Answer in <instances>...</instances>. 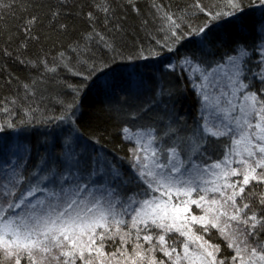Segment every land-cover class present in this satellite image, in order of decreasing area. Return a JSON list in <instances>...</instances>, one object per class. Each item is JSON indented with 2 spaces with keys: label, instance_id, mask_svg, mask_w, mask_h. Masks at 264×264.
<instances>
[{
  "label": "snow or ice",
  "instance_id": "1",
  "mask_svg": "<svg viewBox=\"0 0 264 264\" xmlns=\"http://www.w3.org/2000/svg\"><path fill=\"white\" fill-rule=\"evenodd\" d=\"M129 3L135 8L132 0ZM259 6L264 10V0ZM12 7L0 0V10ZM95 7L107 23L112 9ZM152 8V23L163 34V40L156 41L161 48L173 53L179 51L176 46L191 45L177 62L162 66L169 74L177 68L181 73L191 70L187 78L200 98L199 117L189 128L175 105L166 104L167 122L162 123L164 117L149 115L161 102L157 98L172 100L180 89L153 88L146 101L143 77L105 80L101 87L114 97L109 111L132 121L150 120L135 132L122 128L134 147L117 164L89 153L88 144L99 140L85 138L77 112L81 89L90 85H69L75 94L72 102L59 100L61 114L46 118L70 125L53 144L60 152H49L42 167L37 165L27 176L15 163L0 172V264H264V68L261 87L251 91L242 79L245 42H234L237 55L227 56L223 65L216 62L212 67L204 58L206 43H212L209 34L222 23L240 21L243 30L247 6L244 0H193L175 11L156 3ZM34 11L23 27L26 37L38 40L32 32L41 18L38 8ZM87 15L89 21L94 19L93 12ZM59 16L50 12L53 21ZM193 17L203 20L193 27ZM260 28L264 31V21ZM58 30L66 32L67 25L59 24ZM108 31L110 37L93 26L84 45H68L76 53L75 64L64 52L58 54L60 64L68 71L79 66L82 70L74 74L86 82L111 72L112 63L98 69L94 59L82 55L90 51L88 41L93 38L116 53L123 29L116 24ZM159 55L149 50V56ZM36 63L52 73L60 66L49 67L47 59ZM24 88L27 94L30 85ZM0 111L11 114L7 105ZM37 111L29 107L21 123H31ZM14 127L5 121L0 132Z\"/></svg>",
  "mask_w": 264,
  "mask_h": 264
},
{
  "label": "trees",
  "instance_id": "2",
  "mask_svg": "<svg viewBox=\"0 0 264 264\" xmlns=\"http://www.w3.org/2000/svg\"><path fill=\"white\" fill-rule=\"evenodd\" d=\"M4 2L13 7L0 10V109L7 105L11 109V114L0 111V124L11 121L15 127L0 132V143L12 144L11 147L16 145L18 153H13L10 149L1 154L0 172L7 164L15 163L17 166H23V173L27 176L37 168L42 157L45 160L49 152H60V148L53 147V144L62 140L70 125H61L56 120L46 118L61 114L63 105L58 103L59 100L65 103L72 102L75 94L69 85L79 86L86 83L90 85L82 88L78 97L80 106L77 118L80 128L85 138L95 137L99 140V143L88 144L89 153L107 156L115 163L118 157H129L130 149L133 147V142L124 138L122 128L128 127L131 132H135L138 127L148 125L150 120L145 117L143 120L132 121L125 119L114 109L109 111L114 97L101 87L105 80L113 77L117 79L129 76L143 77L146 87L142 99L146 101L152 97L153 88L159 90L162 87L165 92L168 89H180L172 100L166 95L162 99L157 98L161 102L155 112L149 115L159 114L164 117L162 123L167 122L166 104L169 108L175 105V111L187 120L189 128L193 126V118L199 117L200 105L197 101L200 98L187 78L191 74L188 71L181 73L179 68L175 74H169L162 66L170 61L177 62L180 56L189 51L191 45L176 46L179 48L178 52H167L156 43L163 40V34L157 31L158 25L152 23V14L155 12L152 8L153 3L171 5L175 11L178 7L183 8L193 3V0H132L135 8L131 6L129 0H4ZM201 2L219 3L220 0ZM97 4L112 9L108 14L107 23L105 14L96 9ZM244 4L247 8L242 17L245 25L243 30L240 21L222 23L209 34L212 43H206L204 58L214 67L216 62L222 63L227 56L235 55L236 52L232 51L234 42L242 40L246 43L248 53L243 62L242 79L244 83L252 86L249 90L256 91L261 87L262 67L256 45L261 39L264 43V31L260 28L261 22L264 21V10L260 8L258 1L244 0ZM36 8L41 23L32 32V36H38L39 39L32 40L26 37L23 25L30 18V12L35 14ZM51 11L60 12L57 20H51ZM90 11L94 13L92 21H89L87 15ZM144 20H148L149 23L144 25L142 23ZM202 20L203 17H193L192 26L195 27ZM59 24H66L67 31L58 30ZM116 24L123 29L122 39L116 44L118 50L116 53L106 49L98 38L88 41L90 51L82 53L85 58L94 59L98 69L112 63L111 72L106 71L105 75L99 76L98 79L86 82L82 76L74 74L75 71L82 70L79 66L73 71H68L60 64L58 55L60 52H64L75 64L76 53L69 49L68 45L73 41H79L84 45V36L92 32L93 26L96 32L110 37L112 33L108 30ZM140 49L144 51L138 58L137 53ZM149 50L159 52L160 55L149 56ZM39 59H47L49 67L54 63L60 66L55 73L45 72L44 67L36 63ZM25 84L30 85L27 94ZM13 100L15 104L10 103ZM29 107L38 109L36 119L31 123H21L25 120L24 112Z\"/></svg>",
  "mask_w": 264,
  "mask_h": 264
},
{
  "label": "rangeland",
  "instance_id": "3",
  "mask_svg": "<svg viewBox=\"0 0 264 264\" xmlns=\"http://www.w3.org/2000/svg\"><path fill=\"white\" fill-rule=\"evenodd\" d=\"M252 1H258L259 2V0H252ZM257 47H258V50H259V53H260V56H259V61H260V64H261V67L262 68H264V43H262V41L260 42V43H258V45H256ZM235 55H237V53L235 54ZM235 55H233V56H235ZM246 58V56L243 58V62H244V59ZM225 61H226V59L222 62V63H220L221 65H223L224 63H225ZM243 62H242V66H243ZM215 67V66H214ZM188 72L190 73V74H192L191 73V70H188ZM197 75H198V73H197ZM209 91L211 92V91H213V89H209ZM215 91H219V88H217V89H215ZM211 111V110H210ZM11 145L12 144H5V145H3L2 143H0V159H1V154H5L6 152H8V150H12V152L13 153H18V148H17V146L16 145H14L13 147H11ZM133 147H134V143H133ZM132 147V148H133ZM131 148V149H132ZM42 160H44V158L42 157L41 159H40V161H42ZM212 161L211 160H209L208 161V163H211ZM116 163L117 164H119V163H122V161H121V159L118 157V159L116 160ZM38 165H40V162L38 163ZM41 167H42V165H40ZM35 171H37V168H35L32 172H35ZM32 172H30V173H32Z\"/></svg>",
  "mask_w": 264,
  "mask_h": 264
},
{
  "label": "bare ground",
  "instance_id": "4",
  "mask_svg": "<svg viewBox=\"0 0 264 264\" xmlns=\"http://www.w3.org/2000/svg\"><path fill=\"white\" fill-rule=\"evenodd\" d=\"M261 41H262V39H261ZM40 158V157H39ZM35 160H36V158H35Z\"/></svg>",
  "mask_w": 264,
  "mask_h": 264
}]
</instances>
